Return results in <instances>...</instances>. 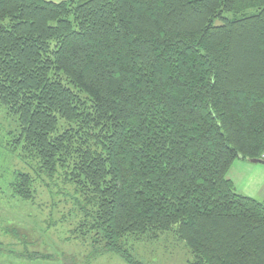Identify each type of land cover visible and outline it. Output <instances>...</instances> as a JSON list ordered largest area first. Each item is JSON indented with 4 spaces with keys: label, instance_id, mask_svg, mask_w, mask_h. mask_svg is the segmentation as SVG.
I'll list each match as a JSON object with an SVG mask.
<instances>
[{
    "label": "trees",
    "instance_id": "1",
    "mask_svg": "<svg viewBox=\"0 0 264 264\" xmlns=\"http://www.w3.org/2000/svg\"><path fill=\"white\" fill-rule=\"evenodd\" d=\"M0 105L37 174L15 195L73 184L92 256L174 230L189 264H264V201L228 177L264 159V0H0Z\"/></svg>",
    "mask_w": 264,
    "mask_h": 264
},
{
    "label": "rangeland",
    "instance_id": "2",
    "mask_svg": "<svg viewBox=\"0 0 264 264\" xmlns=\"http://www.w3.org/2000/svg\"><path fill=\"white\" fill-rule=\"evenodd\" d=\"M18 121L0 105V264H131L120 254L92 256V248L73 233L82 215L73 184L62 176L50 179L43 172L34 183L35 199L15 195L12 183L19 172L37 176L34 163L21 155ZM249 167V169H248ZM263 163L237 159L228 173L238 192L264 201L257 186H246V173L256 176ZM245 180V188L243 181ZM80 236V235H78ZM128 247L142 264H189L192 255L174 230L158 238L128 237Z\"/></svg>",
    "mask_w": 264,
    "mask_h": 264
},
{
    "label": "crops",
    "instance_id": "3",
    "mask_svg": "<svg viewBox=\"0 0 264 264\" xmlns=\"http://www.w3.org/2000/svg\"><path fill=\"white\" fill-rule=\"evenodd\" d=\"M51 1H61V0H51ZM259 172L260 174L258 176L255 175L254 171L253 172L250 171L248 174L246 173V186L247 188H249L255 185L257 186L258 191H262L264 193V170L259 171ZM244 183H245V180L243 181V185H244L243 188L246 187Z\"/></svg>",
    "mask_w": 264,
    "mask_h": 264
},
{
    "label": "water",
    "instance_id": "4",
    "mask_svg": "<svg viewBox=\"0 0 264 264\" xmlns=\"http://www.w3.org/2000/svg\"><path fill=\"white\" fill-rule=\"evenodd\" d=\"M253 163H263L264 164V159L260 158V159H251L250 160Z\"/></svg>",
    "mask_w": 264,
    "mask_h": 264
}]
</instances>
